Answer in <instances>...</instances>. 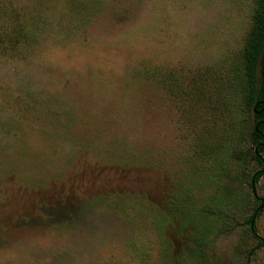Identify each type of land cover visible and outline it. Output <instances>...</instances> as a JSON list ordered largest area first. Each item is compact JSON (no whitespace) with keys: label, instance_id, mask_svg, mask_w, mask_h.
Wrapping results in <instances>:
<instances>
[{"label":"rangeland","instance_id":"374dc122","mask_svg":"<svg viewBox=\"0 0 264 264\" xmlns=\"http://www.w3.org/2000/svg\"><path fill=\"white\" fill-rule=\"evenodd\" d=\"M8 1L22 27L0 48V264H161L149 216L185 188L210 229L212 197L232 219L207 264H264L245 223L261 171L264 237V168L235 158L251 125L232 129L215 97L253 0Z\"/></svg>","mask_w":264,"mask_h":264},{"label":"trees","instance_id":"16d2710c","mask_svg":"<svg viewBox=\"0 0 264 264\" xmlns=\"http://www.w3.org/2000/svg\"><path fill=\"white\" fill-rule=\"evenodd\" d=\"M253 2L255 8L251 15L252 24L242 45L239 58L236 63L232 64L223 73L222 77H218L221 81L220 88L223 91V95L221 96L218 89L215 97L221 104V111L228 116L232 129L243 127L248 122L251 125L248 134L249 142L246 146L247 151L236 154L235 158L242 164L247 160H251V162L263 169L264 161L260 152L264 148V103L260 101L264 99V0H253ZM21 27L22 21L19 20L15 7H12L8 0H0L1 49H5L6 46H13L19 41ZM258 121L260 122L257 123ZM225 139L227 140V137ZM228 140L226 143L224 141L218 148L212 144L217 153H220L219 156H222L230 149ZM200 151L203 152L205 150ZM260 174L261 171H255L249 175V186L256 205L245 219L249 233L254 239V244L247 251V257L264 244V237L257 233L255 226V219L259 216L262 209V199L254 194L253 182L257 180ZM220 187L224 189L223 185H220ZM188 190L190 189L185 188L183 191H176L172 194L170 201L173 208L165 207V210L156 208L149 216L154 221L153 231L155 232V238H157V247L161 248V264H168V262L173 261V258L175 263L188 261L197 264H207L210 260L206 256V252L213 241L219 234L233 228L232 219L226 213L227 209H218V201L213 197L205 202L210 204H207L206 207H197V209L203 213L214 214L217 220L223 219L222 226L216 224V230H212L208 226L207 221L195 219L190 209V200L195 197L190 191L189 202L185 206L186 208L184 207L185 199L189 195ZM184 191H187V193ZM227 200L229 198L224 196L223 201L220 203H224ZM211 201L215 203L214 208L208 207V205L212 204ZM223 227L224 229H222ZM170 234L175 240L180 238L177 244H173L170 241L168 238ZM172 248H175L174 253L170 251ZM178 249H186V251L183 253L181 252L183 250ZM179 252L181 254H178ZM169 254H175V256H169ZM182 254L183 256L180 257ZM185 257L189 259H185Z\"/></svg>","mask_w":264,"mask_h":264},{"label":"water","instance_id":"95a60500","mask_svg":"<svg viewBox=\"0 0 264 264\" xmlns=\"http://www.w3.org/2000/svg\"><path fill=\"white\" fill-rule=\"evenodd\" d=\"M261 103H264V99L262 101H260ZM256 104V103H255ZM255 112H258V111H255ZM260 121H258L257 123H259Z\"/></svg>","mask_w":264,"mask_h":264},{"label":"crops","instance_id":"0c3cea01","mask_svg":"<svg viewBox=\"0 0 264 264\" xmlns=\"http://www.w3.org/2000/svg\"><path fill=\"white\" fill-rule=\"evenodd\" d=\"M141 222H143L142 220H140ZM140 221H138V222H140Z\"/></svg>","mask_w":264,"mask_h":264}]
</instances>
